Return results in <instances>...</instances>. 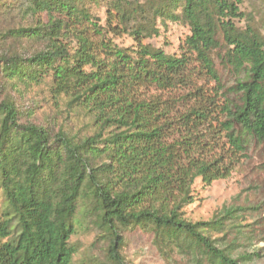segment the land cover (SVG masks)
Here are the masks:
<instances>
[{
	"label": "trees",
	"instance_id": "trees-1",
	"mask_svg": "<svg viewBox=\"0 0 264 264\" xmlns=\"http://www.w3.org/2000/svg\"><path fill=\"white\" fill-rule=\"evenodd\" d=\"M242 3L0 0V264H75L82 228L99 254L79 264H126L125 234L136 230L166 264H252L247 209L185 218L196 180L227 178L264 140V22ZM168 22L188 30L174 54L146 43ZM124 37L130 45L116 43ZM44 83L90 134L35 123L39 105L10 94Z\"/></svg>",
	"mask_w": 264,
	"mask_h": 264
},
{
	"label": "rangeland",
	"instance_id": "rangeland-1",
	"mask_svg": "<svg viewBox=\"0 0 264 264\" xmlns=\"http://www.w3.org/2000/svg\"><path fill=\"white\" fill-rule=\"evenodd\" d=\"M239 9L242 12H253L258 21L263 24L264 2L261 0H243ZM96 14L103 20L102 11H98ZM235 24L239 28L243 27V23ZM187 35L188 30L185 26L168 22L166 26L159 27L157 37L146 41V43L167 54H174L177 53L178 45ZM116 43L128 46L131 41L124 37L117 40ZM222 55L223 50H215L211 54V59L220 85L229 88L233 83V75L228 73V70L220 62ZM197 84L207 90H215L217 87L216 83L209 78H201V80H197ZM47 85L44 83L33 88L31 92L23 93V97L12 92L10 94L20 101L22 98L24 99L22 101L25 104L24 109L30 108V100L39 105L33 109L34 114L31 119L33 122L45 123L53 118L51 122H54L57 128H62L69 135L90 134L92 131L88 127V118L83 113L69 109L64 98H49ZM8 90L7 92H9ZM193 191L195 201L185 208V218L191 222L209 221L227 207L247 209L243 217L244 224L249 227L245 231L253 235L251 244L254 247L246 251L259 250L258 255L252 258V264H264V140L251 141L248 144L244 158L227 178L213 181L208 186L203 185L200 180H196ZM246 235L244 233L241 236L242 239L239 240L242 242ZM71 241L78 246L79 250L73 258L75 264H79L83 259L90 261L92 257L98 256V248L91 246L94 241V233L89 229L78 230ZM122 256L126 264H166L152 245V237L137 230L125 234Z\"/></svg>",
	"mask_w": 264,
	"mask_h": 264
}]
</instances>
